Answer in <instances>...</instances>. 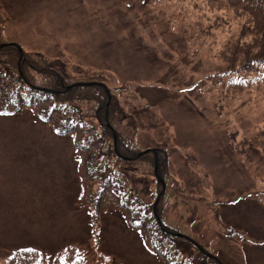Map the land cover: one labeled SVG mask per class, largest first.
<instances>
[{
    "label": "rangeland",
    "instance_id": "rangeland-1",
    "mask_svg": "<svg viewBox=\"0 0 264 264\" xmlns=\"http://www.w3.org/2000/svg\"><path fill=\"white\" fill-rule=\"evenodd\" d=\"M0 15L3 41L74 79L105 74L137 146L166 147L167 225L223 264H264V139L250 136L264 128V104L251 109L248 94L244 107L228 104L217 97L221 81L203 78L220 68L215 53L225 41L200 35L198 20L207 28L213 18L185 0H0ZM233 132L248 135L249 156L230 143ZM76 165L71 136L56 135L30 108L0 115V264L23 248L51 259L75 248L88 264H161L120 213L92 222ZM151 171L143 162L129 177L154 189Z\"/></svg>",
    "mask_w": 264,
    "mask_h": 264
},
{
    "label": "trees",
    "instance_id": "trees-1",
    "mask_svg": "<svg viewBox=\"0 0 264 264\" xmlns=\"http://www.w3.org/2000/svg\"><path fill=\"white\" fill-rule=\"evenodd\" d=\"M185 1L205 20L213 18L207 28H203L201 20H198L200 35H213L215 38L221 34L225 40L215 53L220 68L203 78L212 84L221 81L216 88L219 100L243 106V98L248 94L250 108L260 104L262 110L264 0H202L203 5L197 3L199 0ZM144 2L160 3L161 0ZM220 9H224L223 14ZM3 20L0 15V115H12L31 108L34 116L48 124L56 135H71L81 187L80 199L91 210L92 222H97L105 212L120 213L130 228L138 230L161 264H194L192 260L196 258L199 264H222L214 254H205L201 244L202 248H198L189 239L172 233L176 230L163 219L164 193L157 211H154V203L163 189L162 182L154 173L155 159H158V173L164 179L169 164L168 151L164 146L155 145L134 159L142 151L136 143L135 128L126 127L125 121L130 117L125 118L121 114L116 95L101 79L106 77L105 74L88 76L84 82L90 84L67 90L68 85L83 80L74 79L65 73L64 68L39 52L26 51L17 43L3 41ZM114 132L117 134V150ZM242 133L229 134L230 143L236 144L240 153L249 156L250 151L243 148V139L248 135ZM253 135L264 139V128L253 126L250 136ZM249 144L255 146L254 142ZM143 162L152 166L154 189L149 179L142 177L140 186L135 187L129 177V172L137 171V166ZM216 216L219 219V215ZM222 227L227 236H233L235 230L228 231L223 224ZM197 253L202 256H195ZM191 254L195 257L189 261L185 256ZM8 264L88 262L75 248H67L53 259L36 249L23 248L13 253Z\"/></svg>",
    "mask_w": 264,
    "mask_h": 264
},
{
    "label": "water",
    "instance_id": "water-1",
    "mask_svg": "<svg viewBox=\"0 0 264 264\" xmlns=\"http://www.w3.org/2000/svg\"><path fill=\"white\" fill-rule=\"evenodd\" d=\"M115 141H116V137H115Z\"/></svg>",
    "mask_w": 264,
    "mask_h": 264
},
{
    "label": "snow or ice",
    "instance_id": "snow-or-ice-1",
    "mask_svg": "<svg viewBox=\"0 0 264 264\" xmlns=\"http://www.w3.org/2000/svg\"><path fill=\"white\" fill-rule=\"evenodd\" d=\"M30 251H32V250H30Z\"/></svg>",
    "mask_w": 264,
    "mask_h": 264
}]
</instances>
